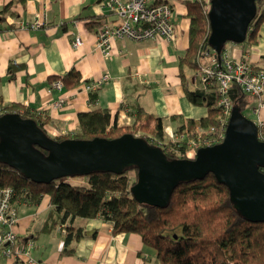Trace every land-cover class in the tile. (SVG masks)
<instances>
[{"label": "crops", "instance_id": "0c3cea01", "mask_svg": "<svg viewBox=\"0 0 264 264\" xmlns=\"http://www.w3.org/2000/svg\"><path fill=\"white\" fill-rule=\"evenodd\" d=\"M166 1L171 4L174 40L114 37L110 40V56L104 58L95 46V34L100 26L114 24L117 17L98 0H0V11L5 4H10L12 12L5 13L0 21V107L19 103L28 109L43 111L48 116L45 130L52 136L73 131L79 111L100 106L109 108L111 119L118 124L131 120L129 111L135 103L163 118L164 126L176 125L177 120L170 119L171 115L198 121L206 115L207 107L188 100L177 70V56L188 42L185 0H150L152 3ZM37 16L43 23L28 27L26 24ZM76 36L80 44L72 46ZM225 50L233 59L245 56L254 66L262 64L264 17L258 25L255 42L251 45L227 42ZM9 62L21 65L11 77L7 72ZM71 68L80 74L76 85L48 89L52 79L60 78ZM104 71L109 73L110 80L95 90L96 99L92 101L83 84ZM191 80L193 86H199L194 75ZM59 97L65 98L64 104L52 107ZM252 101L249 96V104ZM260 113L264 120V110ZM72 180L85 181L83 177ZM14 205L18 218L13 226L17 239L14 243L20 245V238L30 235L24 244L32 241L31 264L153 263L151 252L143 247L137 233H112L111 224L99 216L75 218L73 224L83 227L84 235L75 241L71 253L61 252V229H41L50 208L49 195L45 193L34 205L23 200ZM0 264H11V260L0 255Z\"/></svg>", "mask_w": 264, "mask_h": 264}, {"label": "trees", "instance_id": "16d2710c", "mask_svg": "<svg viewBox=\"0 0 264 264\" xmlns=\"http://www.w3.org/2000/svg\"><path fill=\"white\" fill-rule=\"evenodd\" d=\"M184 2L189 18L188 42L177 56L179 80L188 100L205 105L207 112L198 121L177 115H171L170 119L177 120L176 129H185L187 135L192 136L199 127L207 130V126H218L220 108L215 85L193 86L191 80L199 64L198 53L209 35V0ZM255 5L257 9L248 33L239 44L251 45L257 39V28L264 17V0H255ZM3 7L0 21L4 19L5 13H12L10 4ZM226 45L227 42L214 56L221 57ZM261 61L262 64L252 66L264 73V54ZM20 66L9 62L8 75L11 77ZM79 77L78 70L71 68L60 79L63 85L73 86L79 82ZM236 91L232 103L242 113L250 103L249 95ZM88 95L92 101L96 99L95 91H89ZM1 110L3 113L15 112L34 119L48 134L44 126L48 116L43 111L31 110L19 103L2 106ZM129 113L131 120L118 124L115 119H111L109 108L92 107L77 113L78 124L73 131L57 136L48 135L58 140L66 137L90 139L102 136L113 138L129 132L142 137L148 144L159 146L158 142H162L159 147L169 158L185 157L171 149L169 142L163 139V118L146 112L137 103ZM138 130H142L145 135L149 133V137L138 134ZM260 139L264 140V132ZM180 147L179 150H182ZM40 150L46 152L45 149ZM130 171L133 172V180L129 178ZM136 171V167L130 166L120 173L91 171L85 175L62 176L42 183L32 181L22 172L0 161V189L10 187L13 203L23 200L34 205L45 193L49 195L50 208L41 229L45 231L63 224L65 231L61 234V252L71 253L75 241L84 235L83 227L73 224L75 218L99 216L111 224L112 233H137L143 247L151 252L152 264H264V221L253 222L243 218L233 207L227 186L219 183L210 171L198 179L178 182L163 207L139 203L132 196L129 187L137 179ZM80 177L85 181L72 180ZM94 233L90 235L94 236ZM29 236L20 238V245H24V240Z\"/></svg>", "mask_w": 264, "mask_h": 264}, {"label": "water", "instance_id": "95a60500", "mask_svg": "<svg viewBox=\"0 0 264 264\" xmlns=\"http://www.w3.org/2000/svg\"><path fill=\"white\" fill-rule=\"evenodd\" d=\"M256 9L255 0H209L207 45L218 53L227 41L242 42ZM229 91L233 99L237 91ZM225 127L221 141L198 147L194 157L169 158L159 146L129 132L113 138L58 140L34 119L6 111L0 114V161L42 183L136 167L137 179L129 187L132 196L139 203L158 207L168 203L178 182L198 179L210 171L227 186L233 207L243 218L264 221V140L257 137L255 122L235 105Z\"/></svg>", "mask_w": 264, "mask_h": 264}, {"label": "built area", "instance_id": "2783aa9c", "mask_svg": "<svg viewBox=\"0 0 264 264\" xmlns=\"http://www.w3.org/2000/svg\"><path fill=\"white\" fill-rule=\"evenodd\" d=\"M98 2L117 17L114 24L100 26L95 34L97 38L95 46L101 51L104 58L110 56V40L114 37H126L132 40L160 37L166 42L176 38L175 25L171 20V4L168 1L152 3L150 0H98ZM42 23V18L37 16L26 25L34 28ZM80 41L77 36L74 37L72 46L79 45ZM215 54L213 49L204 43L198 53L199 64L193 75L198 84L202 85H199L200 87H205L206 84L216 87L217 103L220 108L218 126H207V130L199 127L192 136H188L185 129L179 130L175 126H163V136L170 143L171 149L177 150L176 152L182 153L186 157H194L196 149L200 146H208L222 140L230 109L233 106L229 91L231 88L235 91H242L253 99V103L249 104L246 110L255 118L252 121L258 127L257 137H262L261 128L264 126V120L260 112L264 110L263 70L253 67L245 56L233 59L227 55L226 50L219 58L215 57ZM109 80V73L104 71L99 77L85 81L83 86L89 93ZM62 86L60 78H54L49 82L48 89H61ZM64 102L65 98L59 97L53 101L52 107H61ZM0 114H3L1 107ZM246 116L248 117V115ZM208 130L212 132L209 133ZM161 143L158 142L159 146ZM180 146H182V150H179ZM10 193V187L0 189V255L10 259L11 264H31L33 259L29 255V247L32 245V241L28 240L24 245L14 243L16 232L13 226L18 222V218L17 208L11 201ZM58 227L62 233L65 231L63 224H59Z\"/></svg>", "mask_w": 264, "mask_h": 264}, {"label": "rangeland", "instance_id": "374dc122", "mask_svg": "<svg viewBox=\"0 0 264 264\" xmlns=\"http://www.w3.org/2000/svg\"><path fill=\"white\" fill-rule=\"evenodd\" d=\"M227 42H231V41H227ZM232 43H233V42H232ZM195 70H196V68H195ZM60 80H61V79H60ZM61 82H62V80H61ZM62 85H63V82H62ZM243 113L246 114V115H248V117H249L251 120H254V119H255L253 115H251V114L248 113V110L244 109V110H243ZM148 132H149V131H148ZM138 134H144V135H145V133L142 132V130H138ZM148 135H149V133H148L147 135H145V136L149 137ZM163 139H164V136H163ZM165 140H166V139H165ZM169 147H170V143H169ZM185 157H186V156H185ZM132 177H133V172L130 171V172H129V178H130V180H133ZM135 181H136V180H135ZM133 183H134V182H133Z\"/></svg>", "mask_w": 264, "mask_h": 264}]
</instances>
